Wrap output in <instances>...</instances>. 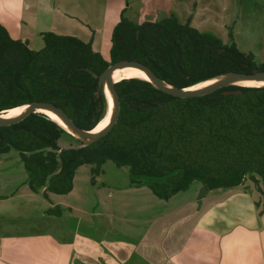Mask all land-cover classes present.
Returning <instances> with one entry per match:
<instances>
[{"label":"trees","instance_id":"16d2710c","mask_svg":"<svg viewBox=\"0 0 264 264\" xmlns=\"http://www.w3.org/2000/svg\"><path fill=\"white\" fill-rule=\"evenodd\" d=\"M42 37L44 48L32 51L0 24V112L48 102L85 131L97 128L108 111L99 75L120 61L142 63L179 89L232 72H264V63L257 64L253 54L182 23L175 14L141 24L122 18L112 33L109 61L78 38L51 32ZM115 87L119 118L98 142L78 140L79 147L61 149L66 130L35 113L0 126V155L18 152L30 187L47 186L46 197L47 192L69 194L81 166H91L98 175L108 161L127 167L134 183L136 177L166 179L150 186L163 200L171 197L173 185L185 191L198 181L207 192L234 190L247 176L262 185L264 194V87L232 86L192 98L169 95L137 78ZM236 90L241 94H222ZM67 212L54 206L46 214L62 217Z\"/></svg>","mask_w":264,"mask_h":264},{"label":"crops","instance_id":"0c3cea01","mask_svg":"<svg viewBox=\"0 0 264 264\" xmlns=\"http://www.w3.org/2000/svg\"><path fill=\"white\" fill-rule=\"evenodd\" d=\"M96 1L0 0V24L12 39L26 43L31 50H35V42L40 48L45 46L42 34L51 32L90 43L109 61L113 30L120 13L129 10L131 3L116 0L112 10L102 3L98 21L88 14L89 3ZM181 15L183 19L185 15ZM129 180L125 188L110 190L104 199H98L95 230L68 226V219L81 221L75 216L80 210L64 201L74 185L66 195L47 192L53 198L52 206L68 210L62 217L46 213L23 217V213L0 211V264H264V211L259 219L258 205L249 190L218 189L203 195L200 190L204 187L196 181L201 186L194 197L176 204V197L188 189L176 191L177 185H173L168 200L154 194L165 204L153 216L146 214L152 211L151 201L136 205L133 198L153 192L150 186L166 179L136 177L134 183L129 174ZM133 209L144 215L137 218ZM138 228L139 235L134 233Z\"/></svg>","mask_w":264,"mask_h":264},{"label":"rangeland","instance_id":"374dc122","mask_svg":"<svg viewBox=\"0 0 264 264\" xmlns=\"http://www.w3.org/2000/svg\"><path fill=\"white\" fill-rule=\"evenodd\" d=\"M115 1L97 0L90 2L88 5L90 18L99 21L103 14L100 11L102 3L112 10L117 7ZM130 3V9L120 13L121 19L126 18L135 23L157 22L170 14H175L181 22L190 23L193 28L200 32L216 35L226 45L235 43L240 51L253 54L257 64L264 63V0H194V2L192 0H130ZM181 12L185 15L183 19ZM43 46L40 48V43L35 42V50L32 51H40ZM59 146L61 149H67L79 147L80 143L76 138L66 134L60 140ZM129 174L127 167H117L111 161L106 162L101 167L98 175H94L89 166L80 167L74 178V190L71 195L65 197L64 201L80 210V212H76L75 216L79 217L81 221L68 219V226L71 224L79 226L80 231L83 228L86 231L88 230L87 227H96L94 216L100 210L97 206L99 204L98 199H104L110 190L128 186L130 183ZM199 186L201 185L198 182H192L187 191L176 197L174 203H183L193 198ZM260 186L262 187V185ZM45 187H40L37 190L30 187L29 175L18 152L10 151L0 157L1 212L8 215L19 212L23 213V217L35 214L45 215L50 208L54 207L52 206L53 198L50 194L47 193V197L45 196ZM202 190L203 188L200 193ZM146 192L147 195L135 197L132 202L140 205L151 201L152 211H147L146 214L151 213L153 216L160 214L163 208L160 206L164 205L163 202L165 201H160L151 191ZM141 199H143L142 202H140ZM132 213L137 218L144 215L137 209H133ZM116 225L122 231L130 232V229L125 228L127 226L120 223H116ZM106 227H108L107 224ZM95 229L93 228V230ZM89 232H91L90 229ZM134 233L139 235L141 230L135 229Z\"/></svg>","mask_w":264,"mask_h":264},{"label":"water","instance_id":"95a60500","mask_svg":"<svg viewBox=\"0 0 264 264\" xmlns=\"http://www.w3.org/2000/svg\"><path fill=\"white\" fill-rule=\"evenodd\" d=\"M127 67L138 68L142 70L144 73L147 74L149 78V82L154 87H156L157 89L169 95L179 97V98L202 97V96L211 94L221 89L236 86L233 83L238 80H245V81H263L264 80V72H254L252 74L232 72L222 77H219L217 79H214L216 81L215 84H213L210 87L204 88V89H193V87L187 88V89H179V88H175L167 84L166 82L162 81L159 77H157L153 73V71L150 68H148L142 63L135 62V61H120L115 64H112L101 75H99L100 82L104 85L105 94H106L105 88L107 86L114 100V112H113L112 118L108 126L101 132L95 133L94 130L93 131L82 130L76 125V123L63 110H61L60 108L56 107L55 105L51 103L42 102V101H35V102H31V103L24 105L27 107V110L24 112V114L16 118L5 119L0 116V126H11V125L17 124L21 122L22 120H24L25 118H27L29 115L40 113V110L44 109V110H47V111H50L56 114L68 126H70L77 134V137H74V138L83 142L85 145L94 144L98 142L101 138L108 135L112 131V129L114 128L115 124L118 121L119 114H120V101H119V96H118V93L115 87L116 84L118 83L115 80V76L120 70L127 68ZM93 75L98 76L96 73H93ZM238 87H242V86H238ZM222 94L224 96L240 95L241 91L240 90L224 91ZM6 111H9V110H5L2 112H6ZM2 112H0V114ZM259 188L260 186L257 185L256 182L251 180L249 176H247L246 181L238 187V189H248L250 191L253 202L258 205V208L256 210V215L260 219L261 214L264 211V194L262 193V191H260ZM206 193H207V189L203 188L202 194L205 195Z\"/></svg>","mask_w":264,"mask_h":264},{"label":"bare ground","instance_id":"6f19581e","mask_svg":"<svg viewBox=\"0 0 264 264\" xmlns=\"http://www.w3.org/2000/svg\"><path fill=\"white\" fill-rule=\"evenodd\" d=\"M131 78H137V79L149 81V78H148L146 73H144L142 70H140L138 68H132V67H127V68L120 70L115 76V80L117 82L122 81V80H126V79H131ZM215 82H216L215 80L209 81V82H204V83H201V84L194 86L193 89H204V88L212 86L213 84H215ZM233 84L236 86H242V87H264V80L263 81L238 80V81H235ZM105 90H106L107 99H108V112H107V115L104 118V120H102L100 122V124L98 125V127L94 129L95 133L101 132L102 130H104L108 126V124L112 118L113 112H114L113 97H112V95L109 91V88L107 86H106ZM26 110H27V107L22 106V107L15 108L13 110L10 109L9 111L2 112L0 114V116L2 118H5V119H12V118H16V117L24 114V112ZM40 113L45 114L50 119L57 122L61 127H63L66 130V132L70 136L77 137L76 132L70 126H68L56 114H54L50 111L44 110V109L40 110Z\"/></svg>","mask_w":264,"mask_h":264}]
</instances>
